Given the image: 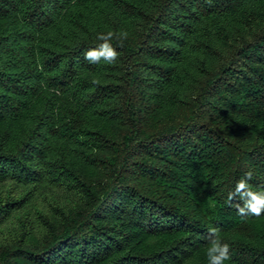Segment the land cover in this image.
<instances>
[{
    "label": "trees",
    "instance_id": "16d2710c",
    "mask_svg": "<svg viewBox=\"0 0 264 264\" xmlns=\"http://www.w3.org/2000/svg\"><path fill=\"white\" fill-rule=\"evenodd\" d=\"M129 35L114 64L84 52ZM93 81H96L94 83ZM264 0H0V264H264Z\"/></svg>",
    "mask_w": 264,
    "mask_h": 264
},
{
    "label": "clouds",
    "instance_id": "9594fccd",
    "mask_svg": "<svg viewBox=\"0 0 264 264\" xmlns=\"http://www.w3.org/2000/svg\"><path fill=\"white\" fill-rule=\"evenodd\" d=\"M128 33L121 30L119 33L112 30L106 33L98 34L97 39L102 41L97 47L89 48L84 52V59L90 63L98 64L104 61L107 64H114L119 58V52L112 46L110 41L115 37L120 46L128 38ZM96 83V81H93ZM252 171L245 173L244 177L239 179L228 195V201H235L237 214L241 217L249 215L260 217L264 215V188L254 189L249 183L252 179ZM209 244L206 249V256L209 264H224L231 259L230 245L222 242L220 230L216 227H209Z\"/></svg>",
    "mask_w": 264,
    "mask_h": 264
}]
</instances>
